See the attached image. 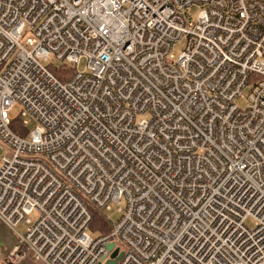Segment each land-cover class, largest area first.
I'll use <instances>...</instances> for the list:
<instances>
[{
  "label": "built area",
  "instance_id": "obj_1",
  "mask_svg": "<svg viewBox=\"0 0 264 264\" xmlns=\"http://www.w3.org/2000/svg\"><path fill=\"white\" fill-rule=\"evenodd\" d=\"M0 144L15 256L264 264V0H0Z\"/></svg>",
  "mask_w": 264,
  "mask_h": 264
},
{
  "label": "rangeland",
  "instance_id": "obj_2",
  "mask_svg": "<svg viewBox=\"0 0 264 264\" xmlns=\"http://www.w3.org/2000/svg\"><path fill=\"white\" fill-rule=\"evenodd\" d=\"M200 10H201V9H200V7H198V6L192 8V9L188 12V18H187V19L190 18L192 21H196V19H197V17H198V14H199ZM185 46H186V41H185V40H183V41H181V42H179V43H177V44L175 45V47H174V49H173V52H172V54L174 55L175 58H177L178 55L184 50ZM53 64H54L55 66H57V65H61V64L58 63V62L53 63ZM46 65L50 66V64H46ZM83 68H84V65L82 64V65H81V69H83ZM248 94H249V90H245V91H244V96H245V98H240V99L237 100V105H238L240 108H245V107H246V105H247L246 97L248 96ZM18 113H19V108H15V109H13L12 112H11V117H13V118L17 117ZM138 118H139V117H138ZM22 119H23L24 121H28V122H30V124L28 125L29 130H33V129L35 128V126H36V122L32 121L28 116L22 117ZM28 137H29V134H28ZM5 154H6V151L4 150L3 146L0 144V168H1V165H2V158L5 156ZM112 207H113V211H112V212H109L108 215H109V217L112 219V222L114 223V222L118 221V219H119V217H120V214L117 212V207H116V206L112 205ZM38 218H39L38 212H35V213H33V214L30 216V219H31L33 222H36V221L38 220ZM247 225H248L249 227L252 228L253 225H254V222H253L252 220H249V221L247 222ZM17 231H18L19 233H21V234H24L25 231H26V225L21 224L20 226L17 227ZM90 233H91V235H92L94 238H96V237L98 236V235H95L94 233H92L91 231H90Z\"/></svg>",
  "mask_w": 264,
  "mask_h": 264
},
{
  "label": "trees",
  "instance_id": "obj_3",
  "mask_svg": "<svg viewBox=\"0 0 264 264\" xmlns=\"http://www.w3.org/2000/svg\"><path fill=\"white\" fill-rule=\"evenodd\" d=\"M49 67L61 81H66L72 73V69L66 65H50ZM21 124L22 123L20 119L16 120L12 126V129L19 133L22 137H25L28 133V129L22 127ZM89 210L93 216V220L90 225V231L95 235H98L97 237L109 236L113 230V224L109 215L104 211L92 207L91 205H89Z\"/></svg>",
  "mask_w": 264,
  "mask_h": 264
},
{
  "label": "crops",
  "instance_id": "obj_4",
  "mask_svg": "<svg viewBox=\"0 0 264 264\" xmlns=\"http://www.w3.org/2000/svg\"><path fill=\"white\" fill-rule=\"evenodd\" d=\"M17 246V234L0 220V264H45L31 254L13 255Z\"/></svg>",
  "mask_w": 264,
  "mask_h": 264
},
{
  "label": "water",
  "instance_id": "obj_5",
  "mask_svg": "<svg viewBox=\"0 0 264 264\" xmlns=\"http://www.w3.org/2000/svg\"><path fill=\"white\" fill-rule=\"evenodd\" d=\"M106 249L110 253L109 256L105 258L103 263L100 262L98 264H117V262L123 256L120 248L116 247V244L114 242H111L106 245Z\"/></svg>",
  "mask_w": 264,
  "mask_h": 264
},
{
  "label": "bare ground",
  "instance_id": "obj_6",
  "mask_svg": "<svg viewBox=\"0 0 264 264\" xmlns=\"http://www.w3.org/2000/svg\"><path fill=\"white\" fill-rule=\"evenodd\" d=\"M53 72V71H52Z\"/></svg>",
  "mask_w": 264,
  "mask_h": 264
}]
</instances>
